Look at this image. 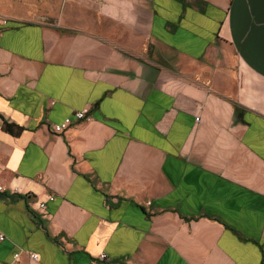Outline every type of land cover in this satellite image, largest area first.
Here are the masks:
<instances>
[{
    "label": "crops",
    "instance_id": "obj_1",
    "mask_svg": "<svg viewBox=\"0 0 264 264\" xmlns=\"http://www.w3.org/2000/svg\"><path fill=\"white\" fill-rule=\"evenodd\" d=\"M0 14V264H264V0Z\"/></svg>",
    "mask_w": 264,
    "mask_h": 264
},
{
    "label": "built area",
    "instance_id": "obj_2",
    "mask_svg": "<svg viewBox=\"0 0 264 264\" xmlns=\"http://www.w3.org/2000/svg\"><path fill=\"white\" fill-rule=\"evenodd\" d=\"M8 24H9V19L6 17H3V15L0 14V25L7 26ZM86 113H87V110H83V111L79 110V111L74 112L73 117H68V118L64 119L63 122L54 124L53 130L55 132H62L63 130L65 131L70 125H72V123L74 121L85 119ZM0 161H1V158H0ZM2 190H4V189L2 186H0V191H2ZM40 206L44 207L45 203L42 202ZM100 256H101V258H104L106 256V254H102ZM16 257H18V254H16ZM31 257L36 259L37 254H32Z\"/></svg>",
    "mask_w": 264,
    "mask_h": 264
},
{
    "label": "trees",
    "instance_id": "obj_3",
    "mask_svg": "<svg viewBox=\"0 0 264 264\" xmlns=\"http://www.w3.org/2000/svg\"><path fill=\"white\" fill-rule=\"evenodd\" d=\"M3 129L5 131L18 134L22 130V127L17 126L14 122L5 120L3 123Z\"/></svg>",
    "mask_w": 264,
    "mask_h": 264
},
{
    "label": "rangeland",
    "instance_id": "obj_4",
    "mask_svg": "<svg viewBox=\"0 0 264 264\" xmlns=\"http://www.w3.org/2000/svg\"><path fill=\"white\" fill-rule=\"evenodd\" d=\"M159 58H161L160 56H158Z\"/></svg>",
    "mask_w": 264,
    "mask_h": 264
}]
</instances>
